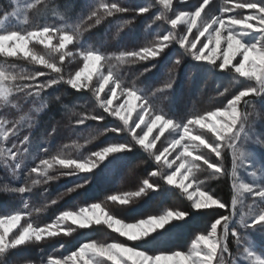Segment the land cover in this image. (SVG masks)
Segmentation results:
<instances>
[{
  "label": "snow or ice",
  "instance_id": "snow-or-ice-1",
  "mask_svg": "<svg viewBox=\"0 0 264 264\" xmlns=\"http://www.w3.org/2000/svg\"><path fill=\"white\" fill-rule=\"evenodd\" d=\"M10 6L11 11L0 9V169L13 180L23 176L24 182L3 186L6 194L19 195L22 207L0 206V264H14L13 253L22 248L96 226L117 235L103 240L88 236L63 252L61 244L40 264H264V251H257L258 244L264 245V152L255 147L264 150V138L255 127L264 120V0H221L218 10L215 0H148L136 7L123 0H91L76 11L75 20L69 10H61L58 0H10ZM141 16L148 18L147 29L157 22L169 28L142 44L112 52L85 40L87 33L109 21L115 24L116 38ZM176 45L182 52L172 60L161 85L138 86L140 77L170 58ZM186 57L194 62L193 69L231 80L216 92L227 103L194 107L177 118L154 100L169 99ZM73 62L74 70L66 71ZM134 68L139 71L129 82L125 70ZM60 86L73 95H88L99 111L66 102L68 92L50 94ZM53 104L67 121L65 127L77 135L55 151L51 140L61 121L52 115L41 127V116ZM10 112L16 115L10 118ZM108 117L119 123L108 126ZM89 121L102 127L90 128L87 135L76 131L89 128ZM36 129L40 132L34 138ZM109 134L127 138L88 150L99 136ZM139 151L154 168L134 189L59 211L43 225L33 221V212L57 205L97 176L108 178L121 168L131 175L130 157ZM144 163L140 160L135 167ZM73 177L78 182L72 187L47 198L50 182ZM208 180L226 181L230 199L210 189ZM166 185L178 189L187 204L167 205L133 222L109 207L124 208L163 193L169 190ZM37 187L43 188L40 195L46 202L31 208L24 197ZM209 209L217 210L215 217L194 233L186 248L164 246Z\"/></svg>",
  "mask_w": 264,
  "mask_h": 264
},
{
  "label": "rangeland",
  "instance_id": "rangeland-1",
  "mask_svg": "<svg viewBox=\"0 0 264 264\" xmlns=\"http://www.w3.org/2000/svg\"><path fill=\"white\" fill-rule=\"evenodd\" d=\"M21 2H23V0H21ZM89 2H91V0H58L61 10H69L73 20H75L76 11L82 10L84 8V5ZM123 2H125L131 7H136L147 3L148 0H123ZM220 4H221V0H215V6H216L215 10H218ZM152 14L153 15L155 14V10H153ZM31 18L34 20L35 14H33ZM126 18H131V16H128ZM147 23H148V18H146L145 16H141L140 18L136 19L133 27L125 29L123 32L120 33L118 37L113 38L116 31L115 24L114 22L109 21L107 23L101 24L100 26H97L91 32L87 33L85 36V40L87 41V43L93 46H98L104 51L112 52V51H118L121 48H125V47L130 48L137 44H142L146 42V39L150 40L154 38V35L158 30L169 28V26L163 24V22H157L155 25H153L151 29H147L146 28ZM99 31L100 33L95 34L94 36L95 38L90 39L93 33ZM88 34H89V38H88ZM107 40H109V42H107ZM110 42L114 44L115 48L113 47L106 49L105 44L107 45ZM117 45H121L123 47L117 49ZM37 48L39 50H42V46L40 45H37ZM180 52H182V50L179 49L178 45L172 46L170 49V58H166L160 61L156 69H154L151 73H147L144 76L140 77L138 81V86L147 87L149 89L154 87H159L166 78L167 69L171 67L172 60H174L176 55L180 54ZM0 62H3V57H0ZM16 63L20 64L22 67H27L29 69L33 67L32 65L25 64L23 61H16ZM75 63L76 62H73L72 64L67 65L65 70L66 71L74 70ZM193 63L194 62L191 61L190 57L185 58V62L177 70V81L176 84L174 85V89L168 93L169 99L164 100L161 96H157L154 100V102L157 104L158 107L162 108L165 112H168L170 115L176 116L177 118L185 116L194 107L196 109H204L206 107H209L213 103H220V102L227 103V100L224 99L223 97H217L216 92L218 90H222L223 87L228 86L231 78L223 74H217V75L210 74L204 69H198V68L193 69L192 68ZM37 67H41V66H37ZM125 71L128 73L125 76V79L131 82L133 75L137 71H139V69L134 68ZM53 92L55 93V91L50 90V94H52ZM69 92H72V90H70ZM71 97H73L72 100L68 99L70 100L69 101L70 103L86 104L89 110L95 109L94 101H92L88 95L71 94ZM133 103L136 102L133 101ZM54 105L55 104H53L50 107L51 109H49L46 112V115L44 113L41 116V127H44V122L48 121V118L52 115H55L56 118L61 121L57 134L51 140V147L53 151H55L60 145L64 143H71L72 140L77 139V135L73 132H70L69 129L65 127L67 121L60 118L59 106L57 105V107L55 108L53 107ZM95 110L99 111L98 109ZM8 115L10 118H12L16 115V113L10 112L8 113ZM105 122L108 125L112 123L116 125L119 123L118 120L112 117H108ZM88 125L89 128H80L77 129L76 131L82 135H87L90 128L102 127V125H98L97 122L95 121H89ZM255 127L258 137L264 138V120L257 121ZM39 132L40 129H36L34 131L33 133L34 138L38 136ZM112 135L115 136L116 140H122L127 138L126 134H120L122 139H120L118 137L119 135L117 134H109L108 136L105 137H110ZM99 138L100 136L97 138V140L93 141L94 143L88 145V150H98L99 146H97L95 149L94 146L97 145V143L99 142L100 140ZM80 142L82 143L83 140L81 139ZM99 144L100 143H98V145ZM255 147L258 152H264V150H261L258 145H256ZM205 175H206L205 173H201L200 178L204 179ZM2 176H4L7 180L9 178L13 181V184L9 186H18L24 182L23 176L19 180H13L6 172L3 171V169H0V180H3ZM66 179H70V178H61L58 181L50 182V184L46 186L48 188V197H47L48 199H54L60 193L66 191L68 187L61 188V186L63 185L61 182L65 181ZM152 179L155 180L157 178H152ZM246 179H250V178H246ZM206 184L210 189L215 190L217 194L220 195L222 198L230 199V188L226 181L208 180L206 181ZM124 185L126 187L129 184L125 183ZM222 185L225 186L226 188L225 190L221 187ZM3 186L4 184L0 186V189L3 190ZM128 187L129 186H127V188L124 191H127L131 188ZM165 188L166 189L170 188L174 190L175 194L178 195L177 199L175 198V200L172 202L173 204H178V203L185 205L187 204L186 198L182 196L180 191L176 189L174 186L166 185ZM42 191H43L42 187H37L33 190L31 194H25L24 198L29 200V204L31 208L42 207L46 202L45 198L40 195ZM84 193L86 194L87 191L84 190ZM87 204L88 203L81 201V197L75 196V194L72 193L70 196H65L63 199H61L57 205L50 206L49 208H47L44 212L41 213L33 212L32 219L34 222L43 225L44 223L50 222L55 217V215L59 213V211L66 210L74 206H86ZM0 206L6 208L22 207V201L19 195L9 194L4 202H0ZM109 207H111L112 210L118 214L120 207L115 205H109ZM204 211L208 212L209 215L206 213L202 216L209 218L211 221L215 217L217 210L209 209ZM125 220L126 222H133V220H128V219ZM96 227H102L104 228L105 231L110 233V234L108 233L109 234L108 237L105 236V238L103 239H111L112 237L117 235L116 233L111 232V230L107 229L106 227L103 226H96ZM85 231L87 230H81L80 233L74 234L72 237H65L62 239L56 238L49 243H45L41 245H32L27 248H22V253H25L27 256H30L33 253L31 249L34 248V252L36 251L35 255L37 256L39 261L25 262L18 260V261H14V264H40L41 260L47 259L48 253L52 252L54 249H58L61 244L65 245L64 249H60L62 252L70 250L74 246H77L78 241L85 238V234H84ZM192 236L190 237L187 246L190 244V240ZM103 239L99 238L98 240H103ZM255 239L259 240V236H256ZM230 246L233 248V251H235V245L232 244L231 238H230ZM41 247L43 248V252L39 250ZM257 251H264V245L258 244Z\"/></svg>",
  "mask_w": 264,
  "mask_h": 264
},
{
  "label": "trees",
  "instance_id": "trees-1",
  "mask_svg": "<svg viewBox=\"0 0 264 264\" xmlns=\"http://www.w3.org/2000/svg\"><path fill=\"white\" fill-rule=\"evenodd\" d=\"M0 9H5L8 11H11V6H10V0H0ZM0 15H2V11H0ZM100 33L95 32L92 34L90 39L95 38V34ZM89 38V34H88ZM103 40V39H102ZM109 42V40H107ZM106 49L107 48H115L114 44L112 42L108 43L107 45L105 44ZM123 46L117 45V49L121 48ZM70 89H67L66 86H60L56 88L55 93L53 92L51 95H56L62 92H68L69 95L65 97V101L69 102L72 100L73 97H71L72 92H69ZM70 99V100H68ZM53 107H57V105H54ZM51 109V108H50ZM51 111V110H50ZM47 112V111H46ZM45 112V115H46ZM50 113V112H49ZM106 123V122H105ZM108 125V124H107ZM115 126V124H109L108 126ZM120 139L121 136H118ZM100 143L98 145H93L94 149L99 146H106L107 141L109 140H116L115 136L112 135L110 137H105V136H100L99 138ZM94 143V142H93ZM131 158V167L134 169L133 173L129 175V169L128 168H121L118 171H116L111 177L105 178L102 176H97L94 178L89 186H86L85 189L78 190L75 192V196L81 197V201L85 203H91L94 201H101L104 200L105 196L109 194H113L116 192L124 191L127 186L131 187L129 190L134 189L137 184L139 183V180L146 178L148 176V173L153 170V165L151 161L147 159V154L143 153L142 151H139L135 153ZM140 160H145L146 163L140 164L139 167H135L136 165L139 164ZM3 180H0V186L2 184L7 183L8 185H12L13 181L8 178V180L2 176ZM76 181L75 177L66 179L65 181H62L61 183L63 184L61 188H67L73 186ZM125 183L129 184L125 187ZM128 187V188H129ZM224 190L226 189L224 185L221 186ZM84 190L87 191V193H84ZM81 193V194H79ZM9 194H6L2 189H0V202H4L6 198L8 197ZM178 195L175 194V191L170 189L160 193V194H152L149 197H146L144 200L139 201L138 203L131 204L129 206H125L124 208H120L118 212V216L124 217L125 219L128 220H134L135 217L141 216L144 213L147 212H154L159 209H162L164 206L167 205H172L173 201L175 198L177 199ZM179 204V203H178ZM209 215L208 212H205ZM210 222L209 218H206L202 215H197L194 217L193 221L187 225L182 234L178 238H174L173 242L164 245L165 247H186L188 244V241L190 237L198 230L202 229L206 226H208V223ZM109 232L105 231L104 228L102 227H95L92 230H87L85 231V238L88 236H91L94 239H103L105 236H109ZM84 237V235H83ZM32 254L30 256H27L25 253H22V249L18 250L17 252L13 253V261H25V262H38L39 259L35 255L36 251L34 252V248L31 249Z\"/></svg>",
  "mask_w": 264,
  "mask_h": 264
}]
</instances>
